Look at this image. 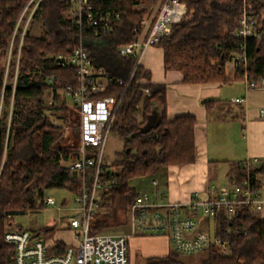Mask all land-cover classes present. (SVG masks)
Instances as JSON below:
<instances>
[{
    "label": "trees",
    "instance_id": "16d2710c",
    "mask_svg": "<svg viewBox=\"0 0 264 264\" xmlns=\"http://www.w3.org/2000/svg\"><path fill=\"white\" fill-rule=\"evenodd\" d=\"M30 1L0 0V264H14L15 248L5 242V233L15 216L43 209L47 191L80 192L81 176L60 164L62 159L74 161L79 156L78 113L65 95L67 86H76L78 80L74 69L58 68L54 57L72 54L83 45L93 62L106 71L110 82L105 95L122 99L112 132L124 140V149L105 174L104 180L115 184L101 193V208L106 212L93 217L92 234L131 224L139 193L130 180L153 176L165 167L191 165L197 159V119L188 115L169 121L166 87L145 83L150 73L119 51L142 33L147 11L136 7L163 0H91L97 15L119 14L120 21L109 33L92 29L81 33L63 15L64 2L42 0L33 17L42 24L40 36L18 27ZM183 1L187 15L158 44L164 52L165 70L180 72L185 84L227 83V63L243 55L244 45L247 68L237 66L235 78L243 80L247 72L249 80L259 82L264 77V0ZM245 10L257 19L261 38L243 42L235 37ZM53 76L57 80L49 83ZM51 98L57 107L49 106ZM55 108L63 110L69 130L49 118L48 112ZM156 108L158 119L153 118ZM233 172L232 184L246 176L239 164ZM252 173L264 175V165L254 167ZM254 186L261 188L259 181ZM199 220L210 232L215 227L214 236L228 243L230 255L221 254L214 245L203 251L205 256L171 249L165 257L149 258L147 264H264V218L247 206H239L232 220L225 212L217 220ZM55 233L52 228L34 235L52 239ZM57 245L64 247L61 241Z\"/></svg>",
    "mask_w": 264,
    "mask_h": 264
},
{
    "label": "built area",
    "instance_id": "2783aa9c",
    "mask_svg": "<svg viewBox=\"0 0 264 264\" xmlns=\"http://www.w3.org/2000/svg\"><path fill=\"white\" fill-rule=\"evenodd\" d=\"M61 1L65 4L63 15L72 20L81 33L90 29L97 32H113L116 23L120 21L117 13L97 15L91 0ZM41 2L42 0H31L25 8L18 24V27L24 25V33L28 30ZM187 13L188 7L183 0H163L146 40L139 43L138 37L135 43L122 46L120 54L135 58L139 65L143 54L150 47L158 46L161 38L169 35L172 26L179 24ZM257 25L255 16L245 10L234 35L243 42L251 38H261L263 33L258 31ZM242 49L243 55H236L233 60L237 66L244 64L246 69V47L242 45ZM54 59L58 68L74 69L78 80L76 86H67L65 95L66 100L76 108L79 117V156L74 161L62 159L60 164L70 172L85 178L79 194L74 199L75 214L67 219L65 231L71 240L63 242L64 247L59 248L57 242L45 239L42 235L35 236L26 230H8L5 233V242L15 248L14 264H130L128 242L137 234L165 235L171 241V249L182 255L203 252L210 245L216 246L221 254L230 255L228 243L212 236L209 230L204 229L199 219L206 217L217 220L220 214L225 212L228 219L232 220L236 217V210L243 205L255 215L264 210V193L261 188L254 186V182H260L264 175L252 173L254 167L261 166L259 158H250L243 162L246 176L240 183L212 188L208 190L205 199L196 192L186 204L172 203L162 207L169 211L151 212L149 195L139 194L132 207L130 235L103 232L92 234L93 217L100 209L101 193L107 186L115 184L114 180H104L111 165L107 162L106 151L122 99L105 95L110 82L106 71L93 62L83 45L72 54L59 55ZM56 80L57 77L53 76L49 77L48 82L54 83ZM244 81L248 90L264 88V77L259 82L251 81L246 72ZM146 93L149 94L150 91L147 89ZM49 106H57L52 98L49 100ZM44 203L47 206H57L54 197L45 198ZM57 208L59 211L63 210L60 206Z\"/></svg>",
    "mask_w": 264,
    "mask_h": 264
},
{
    "label": "crops",
    "instance_id": "0c3cea01",
    "mask_svg": "<svg viewBox=\"0 0 264 264\" xmlns=\"http://www.w3.org/2000/svg\"><path fill=\"white\" fill-rule=\"evenodd\" d=\"M161 4L162 1L140 7L147 14L139 43L146 40ZM230 62L233 65L227 68V83L191 85L183 83L180 72L165 70L162 48L150 47L141 57L139 66L151 75V79L145 80V83L164 85L167 89L168 120L188 115L197 119V159L194 164L165 167L153 176L135 178L129 182L139 194L149 195L151 212L172 203L186 204L196 192L202 198H207L208 190L218 187L210 179L214 170L226 178L225 185H230L234 165H242L250 158H259L261 165H264V88L248 90L244 79L235 78V61ZM237 99L241 101L237 102ZM153 118H160L159 108L155 109ZM123 149L124 140L112 133L106 151L107 162L112 164ZM260 183L264 193V178L260 179ZM256 216L264 218V210ZM129 229L123 235L132 233L131 224ZM170 250L171 241L165 235L137 234L128 242L130 264L134 263L137 251H142L147 258H153L165 257Z\"/></svg>",
    "mask_w": 264,
    "mask_h": 264
},
{
    "label": "rangeland",
    "instance_id": "374dc122",
    "mask_svg": "<svg viewBox=\"0 0 264 264\" xmlns=\"http://www.w3.org/2000/svg\"><path fill=\"white\" fill-rule=\"evenodd\" d=\"M61 1V0H60ZM142 5H138L136 7V10L141 11L140 7ZM24 25H21V28H23ZM32 35L34 36H40L42 34V24L39 20H36L33 18L29 28H28ZM39 34V35H38ZM232 63L229 62V64L226 66V73L227 68H232ZM29 106H27L28 108ZM57 107V106H56ZM30 108V107H29ZM74 108V107H73ZM75 113V110L73 111ZM1 115V112H0ZM49 118L52 120L54 124H58L62 127H65L66 130L68 129V126L64 123V112L60 108L52 109L48 112ZM78 117V116H77ZM79 119V117H78ZM79 129V124H78ZM121 147V146H119ZM83 178L81 177V184L82 185ZM212 181V184L216 186H224L226 184V178L222 175L221 172H217V170L213 171V175L210 178ZM75 194L71 191L64 189V190H50L47 191L45 194V198L48 197H54L57 200V206H60L63 210H58L57 206H45L43 209H39L36 211H29L25 215H18L13 218L11 221V224L9 226V230H16L18 227H22L24 230L29 232H38L40 230L45 229H52L54 228L56 230L54 238H52V241H61L64 243H67L71 240L68 233H66V224L67 219L71 218L75 214V207H74V199ZM66 202V205H63V203ZM106 212V210H103L101 208L100 203V209L97 214ZM110 212V211H109ZM122 213L119 214L120 220H123V216H121ZM63 222V223H62ZM213 225V224H212ZM129 226H119L114 227L111 229H108L104 231L103 233H110V234H126L129 232ZM215 227H211V234L212 236L215 235ZM206 252H202L201 256H205ZM147 256L143 254L142 251H137V253L134 256V263L133 264H147Z\"/></svg>",
    "mask_w": 264,
    "mask_h": 264
}]
</instances>
